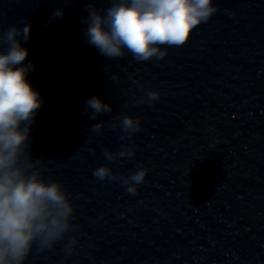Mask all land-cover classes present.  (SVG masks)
<instances>
[{
  "label": "water",
  "instance_id": "1",
  "mask_svg": "<svg viewBox=\"0 0 264 264\" xmlns=\"http://www.w3.org/2000/svg\"><path fill=\"white\" fill-rule=\"evenodd\" d=\"M90 3L113 0H0L3 29L31 24L24 63L43 101L33 159L75 209L63 238L35 244L24 264H264V0H214L185 44L146 61L87 42ZM94 95L113 110L91 120ZM125 115L140 130L122 140ZM126 146L131 158H105ZM103 165L119 178L94 176ZM140 167L148 174L130 194L123 178Z\"/></svg>",
  "mask_w": 264,
  "mask_h": 264
},
{
  "label": "clouds",
  "instance_id": "2",
  "mask_svg": "<svg viewBox=\"0 0 264 264\" xmlns=\"http://www.w3.org/2000/svg\"><path fill=\"white\" fill-rule=\"evenodd\" d=\"M86 11L85 37L101 55L119 58L127 52L146 61L164 58L168 48L161 46L185 44L217 8L214 0H113L105 10L90 3ZM63 12L56 9L53 18L62 17ZM30 36V23L6 30L0 26V264H24L37 243L41 249L51 248L72 227L75 210L64 185L43 178L41 161L33 159L31 127L43 101L27 79L34 65L24 63L29 50L23 45ZM160 95L155 89L146 93L149 101ZM84 106L83 114L91 120L113 110L95 95ZM104 126L101 121L92 129L99 133ZM119 126L125 132L122 140L140 130L139 120L132 115L121 117ZM134 153V148L126 146L118 153L105 150V158H131ZM147 174L148 168L140 167L122 182L135 194ZM93 175L101 180L119 178L108 165L96 168ZM74 242L73 238L69 248Z\"/></svg>",
  "mask_w": 264,
  "mask_h": 264
}]
</instances>
